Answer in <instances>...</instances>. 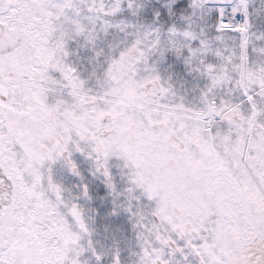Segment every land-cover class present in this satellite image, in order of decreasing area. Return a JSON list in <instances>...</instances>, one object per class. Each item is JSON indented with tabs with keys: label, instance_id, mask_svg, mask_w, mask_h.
Segmentation results:
<instances>
[{
	"label": "snow or ice",
	"instance_id": "1",
	"mask_svg": "<svg viewBox=\"0 0 264 264\" xmlns=\"http://www.w3.org/2000/svg\"><path fill=\"white\" fill-rule=\"evenodd\" d=\"M0 264H264V0H0Z\"/></svg>",
	"mask_w": 264,
	"mask_h": 264
}]
</instances>
